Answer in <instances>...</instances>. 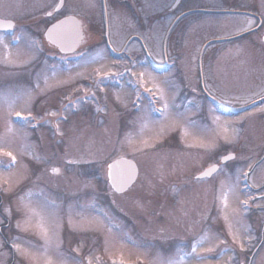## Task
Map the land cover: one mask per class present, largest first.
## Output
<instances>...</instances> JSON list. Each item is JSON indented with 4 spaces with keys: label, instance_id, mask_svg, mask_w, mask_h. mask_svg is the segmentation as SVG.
I'll list each match as a JSON object with an SVG mask.
<instances>
[{
    "label": "rangeland",
    "instance_id": "1",
    "mask_svg": "<svg viewBox=\"0 0 264 264\" xmlns=\"http://www.w3.org/2000/svg\"><path fill=\"white\" fill-rule=\"evenodd\" d=\"M172 2L134 0L125 3L126 8L117 5L108 17L106 32L102 21L96 26L87 20L92 42L81 48L84 56L77 60H51L50 54L36 51L32 39L40 38L31 35L39 30L25 19L17 21L20 36L0 34L2 219L8 217L12 224L19 208L23 209L22 219L28 217L21 224L30 219L35 225L37 217L26 215L25 210L40 211L38 205L54 201L56 206L43 213L53 232L49 257L54 264H86L89 256L93 264L127 258L156 264L157 257L175 259L177 264H235L230 259L236 257L239 243L229 232L244 243L254 233L250 222L264 219V211L254 208L263 206L264 200L249 189L241 193V182L228 192L233 183L230 176L238 175L240 169L248 172L249 163L264 159V112L259 107L264 102H257L264 89V44L258 36H253V41L246 37L240 38L241 42L204 43L234 35L237 21L242 24L245 16L231 13L253 9L264 15V4L261 0H189L187 7L203 4V8L219 9V13H189L168 27ZM26 6L27 0L17 3L19 11H25ZM93 32L103 33L98 40ZM121 53L125 55L116 60ZM148 56L154 62L166 61L170 68L162 74L152 71ZM143 59L147 63L142 62L138 71L128 65L133 81L106 79L109 76L105 74L113 76L117 66L129 61L134 65ZM140 73H144L145 83L138 88ZM153 77L168 104L167 120L152 115L148 92H138L145 88L155 92ZM37 83L39 89L35 88ZM156 97L154 105L163 109L159 93ZM214 101L231 110L256 104L241 114L227 116L213 108ZM18 112L20 120L12 122L11 115ZM29 112L36 117L31 123L23 120ZM52 112L56 115H49ZM142 119L147 125L143 133ZM225 126L232 137L230 143L217 136ZM183 129H187L186 136ZM213 138L218 145L215 149L187 147ZM144 141L153 146H145ZM5 151L16 157L10 169L3 167L10 159L2 154ZM229 152H234L236 159L221 166L224 172L210 179L194 178ZM119 156L134 159L138 166L135 184L122 194L113 192L106 177L108 162ZM69 160L80 162L69 164ZM54 166L59 167V174L52 172ZM253 168L248 183L262 187L264 168L255 163ZM222 191L227 194L226 208L219 199ZM241 200H247L251 207L244 208ZM6 209L12 210L11 216ZM50 213L54 215L49 218ZM89 220L94 221L92 230L76 227ZM34 233L27 236L29 244L43 245ZM9 234L12 239L21 236L20 232ZM124 234L135 244L122 240ZM106 237L111 241L107 251ZM248 244L249 240L244 248ZM193 245L198 248L195 254L191 253ZM209 248L214 251L209 252Z\"/></svg>",
    "mask_w": 264,
    "mask_h": 264
},
{
    "label": "snow or ice",
    "instance_id": "2",
    "mask_svg": "<svg viewBox=\"0 0 264 264\" xmlns=\"http://www.w3.org/2000/svg\"><path fill=\"white\" fill-rule=\"evenodd\" d=\"M261 3L264 4V0H261ZM94 6V5H92ZM107 8V3L106 0H103L102 3V9H106ZM67 9V5H66V0H58L57 3H55L54 5L51 6V11H46L45 12V16L52 18L55 22L51 23V27L46 29V36L48 41L51 44H54L58 47H60L61 51L66 50L67 46L70 45H75V44H79L80 42L83 41L84 37H83V33H82V29H83V25L80 24L79 21H76L75 18L71 15H65L64 10ZM59 15H64V19H59ZM4 21H0V25L4 24ZM7 27L14 29L15 28V24L12 23L11 21H7ZM259 23V25L261 27H264V20H254L251 19L250 17H245V20L242 21V26L239 27L236 31L238 33L241 32H248L252 30V26L254 24ZM69 24H74L77 26L76 31L74 33H69L67 30V25ZM109 43H111V41L109 40ZM8 46L5 45V48H7ZM39 47L37 46L36 51H39ZM31 51V49H30ZM19 55V53H18ZM149 55H151V53H149ZM9 61L11 62V54L9 53L8 56ZM144 77V73H140V84H138V88L143 86V84L145 83L143 80ZM39 79V78H38ZM152 82L154 85V89L155 92L153 91V88H145V91L148 92L150 94V100H149V109L150 111H154V112H158L161 116V118L167 120L169 119V112H168V104L167 101L164 99V95H163V89L156 83L155 81V77L152 78ZM44 83L45 85H47L48 80L47 77L44 78ZM102 83V81H98L97 82ZM40 84L37 83L35 85L36 89H39ZM156 93H159V100L164 102L165 107L163 109H157L155 108L154 105V101L156 100ZM30 95V93H28ZM93 95H95L93 93ZM258 95H261V101H264V89L261 90V93H258ZM137 99H139V94H137ZM255 103V102H254ZM67 107V106H65ZM260 107V111L264 112V105L259 106ZM99 111V109H98ZM138 111H143V109H139ZM16 115L19 117L21 116V113H16ZM49 115H53L55 116L56 113L52 112L49 113ZM178 116L182 117L183 114L178 113ZM36 119L35 116L31 115V112H29V115L26 117H23V120L26 122L31 123L32 121H34ZM66 119V117H65ZM217 121L219 120V117L216 118ZM146 123L143 122V119L141 121V133H143L145 127H146ZM57 130H59V125H57ZM183 134L186 136L187 135V129H183ZM232 131L238 134V129H236L235 127L232 128ZM229 128L228 127H223L221 132L217 133V136L222 138L224 140L225 143H230L232 140V137L229 136ZM145 146H153V145H148L147 141H144ZM217 140L215 138L209 140L208 142H203L201 141L199 144L197 145H193V144H188L187 147L191 148V147H200V148H204L207 150H212L217 148ZM2 151V150H0ZM2 154L6 157H9V162L6 164H3V167L5 168H12L15 166V161H16V157L13 155L12 152L10 151H5L2 152ZM236 159V156L234 154H227V155H222L220 156V164H224L227 163L228 161H233ZM251 159V158H249ZM80 161L77 160H69L68 163L69 164H75V163H79ZM3 162H0V164H2ZM256 164L257 167L260 168H264V159L260 160L259 162H255L253 161L252 163H249L247 165L248 168V172H245L243 169L239 170V174L234 176V177H229L230 180L233 181V183L229 184L228 186V192H232L235 186V183L239 182V179L241 178V176L243 177L244 180H249L252 179V177L249 176V172H252L254 175V168H253V164ZM220 164H212L207 170H205L202 174V177H212L214 173H221L224 172V169L222 167H220ZM122 165H127V168H121ZM52 172L54 174H59L60 170L58 168H53ZM106 176H107V180L111 182V188L113 190L114 193H124L126 192L129 188H131L135 182H136V177L138 176V169L136 168L135 164L132 163L131 161L121 158L120 160L114 161L113 163H108L107 164V172H106ZM202 177H196L197 180L202 179ZM221 187L223 189V182H221ZM30 195V194H29ZM221 204L223 205L224 208L227 207L228 204V200H227V194L224 193L222 191L221 196L219 197ZM113 203H115V200H113ZM248 201L245 200L243 201V205L247 206ZM55 202H49L47 200H45L43 202V204L38 205V207L40 208V211H37L36 208H29L26 215L30 214L31 216H35L37 217V222L35 224V235H38L39 238L44 242L43 245L36 247L34 245L29 244V246L27 248L21 247L20 243H11V247L13 249H15V253L19 254L21 257L24 258V261L27 262V264H54V261L49 257V251L50 248L52 246L53 243V232L51 230L50 227H48L46 225V217L43 214L47 209L49 208H54ZM8 214V216L12 215V210L11 209H6L5 210ZM18 212L23 211V209H17ZM235 211V210H233ZM54 215V213H50L49 214V218ZM105 219H109V217L105 216ZM225 219H227V215L225 214ZM70 224L72 223L71 220L68 221ZM94 223V221H87L85 222H81L78 225H76L77 228H79V230L81 231H90L92 230L90 228V225H92ZM16 228L20 229L21 228V224L19 222L16 223ZM22 231H29V228H23ZM110 231V230H109ZM230 235H232L233 241L236 243H239V246L241 248V250H244V244L242 242H240L237 238L236 235L232 234L231 231L229 232ZM16 240H19L20 237H16ZM122 240H125L129 243H133L135 244V241H132L130 237H128L126 234L121 236ZM222 243L224 241H221ZM105 251H107V245H109L111 243V241L106 237L105 238ZM2 246V245H0ZM58 247V245H57ZM75 251L78 253L80 251L79 248L75 249ZM209 252L214 251L213 248H209L208 249ZM198 252V248L196 245H193L191 247V253H197ZM197 258L202 259V260H208L209 257L207 256H203L200 257L198 256ZM80 264H84V261H80ZM86 264H93V259L91 256H89L87 258ZM156 264H177V261L175 259L172 258H168L167 260H164L161 257H157V261Z\"/></svg>",
    "mask_w": 264,
    "mask_h": 264
},
{
    "label": "flooded vegetation",
    "instance_id": "3",
    "mask_svg": "<svg viewBox=\"0 0 264 264\" xmlns=\"http://www.w3.org/2000/svg\"><path fill=\"white\" fill-rule=\"evenodd\" d=\"M19 0H0V7H4L2 10L7 11L8 15L10 14V11L12 13V10L14 9L15 6H17V2ZM134 0H106L107 3V8L102 9V3L103 0H66V5L67 9L64 10L65 15H74L76 17H79L80 19H89V20H94V19H100L102 21H105L108 19V17L113 13L114 7L123 5L125 3L131 2ZM58 0H27V14L34 18L35 21H39L40 19L43 21L42 22V30L38 29L39 31L37 32L39 35H42L43 41L48 45V47H51L52 45L49 44L45 40V31L46 29L51 25L52 22H55L52 18L46 17L45 12L46 11H51V6L57 3ZM35 5V6H34ZM94 5V6H92ZM179 5H177L173 10H177ZM39 11H42L41 13ZM189 10H184L179 13H175L174 19H178L180 16L188 13ZM42 16H40V14ZM248 16L251 19L254 20H264V15L262 13H255L251 12L248 13ZM6 18H9L5 16ZM64 15H59V19L63 18ZM264 32V27H261L259 23L254 24L252 26V30L250 34L255 33L257 36L260 35V32ZM263 34V33H262ZM88 36V33H87ZM241 48V46L239 45ZM262 225L261 228H264V222H260ZM4 227H7V224H5ZM1 226H0V245H2L1 240H3L4 246L6 245L7 248H3L0 246V264H4V260H9L10 262L8 264H12V261H15L16 259H20V255L15 253V249L11 247V241H9V238L6 236L5 232H1ZM3 235V237H2ZM15 240V239H14ZM21 242H14V243H20L21 247L27 248L28 242H25L24 239ZM257 240L262 244L264 242V236H260L257 238ZM4 251V252H3ZM23 258V257H21ZM254 261V264H264V253H258L255 255V258L251 259ZM16 264V263H15Z\"/></svg>",
    "mask_w": 264,
    "mask_h": 264
},
{
    "label": "water",
    "instance_id": "4",
    "mask_svg": "<svg viewBox=\"0 0 264 264\" xmlns=\"http://www.w3.org/2000/svg\"><path fill=\"white\" fill-rule=\"evenodd\" d=\"M176 1H179V0H176ZM0 21H4L5 23L4 24H2V25H0V28H5V27H7V21L6 20H1L0 19ZM76 21H79L78 19L76 20ZM80 22V21H79ZM80 24H81V22H80ZM67 27V30H68V32L69 33H74L75 31H76V28H77V26L76 25H74V24H69V25H67L66 26ZM82 33H83V30H82ZM83 37H84V33H83ZM82 42H80L79 44H75V45H70V46H67L66 47V50H64L63 52H71V51H73L74 49H76L80 44H81ZM60 48V47H59ZM61 50V49H60ZM123 158V157H122ZM121 158H118V159H116V160H114V161H117V160H120ZM124 159H126V158H124ZM127 160H129V161H131L132 163H134L132 160H130V159H127ZM114 161H112L111 163H113ZM135 164V163H134ZM136 166V165H135ZM121 168H124V169H126L127 168V165H122L121 166ZM137 168V167H136ZM209 168V167H208ZM208 168H206L205 170H207ZM205 170H203V172L205 171ZM203 172H201L199 175H198V177H202V174H203ZM110 182V181H109ZM111 183V182H110Z\"/></svg>",
    "mask_w": 264,
    "mask_h": 264
}]
</instances>
